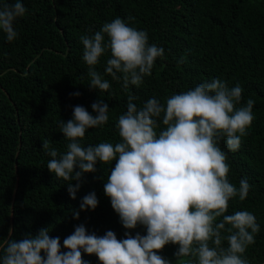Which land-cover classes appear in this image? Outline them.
Masks as SVG:
<instances>
[{
	"label": "trees",
	"instance_id": "16d2710c",
	"mask_svg": "<svg viewBox=\"0 0 264 264\" xmlns=\"http://www.w3.org/2000/svg\"><path fill=\"white\" fill-rule=\"evenodd\" d=\"M14 2L0 0V7ZM21 2L27 12L14 22L17 38L9 42L0 30V258L9 229H13L11 238L18 241L48 228L50 237L60 238L62 251H66L63 240L79 225L97 236L111 230L119 240L126 238V231L132 236L146 235L142 225L123 228L104 194L115 160L110 164L98 162L95 173H85L76 199H71L68 182L48 171L51 157L42 143L48 140L59 154L65 153L69 141L58 121L71 119L77 105L92 113L91 104L102 99L109 105V121L87 130L80 143L85 147L115 144L120 142L116 123L126 112L129 94L138 97V106L152 97L163 104L173 94L219 78L230 88L237 83L242 87L237 107L249 98L255 101L254 119L239 149L230 151L225 139L218 146L227 154L229 182L238 188L240 179L245 178L251 185L246 199H230L224 215L241 210L255 214L260 232L244 257L249 264H264V0ZM117 17L145 30L149 44L162 47L164 56L156 60L151 75L144 77L140 86L124 89L122 79L105 73L108 53L94 68L111 87L107 91L90 89L80 36L99 31ZM75 92L80 95L72 96ZM163 128L160 123L157 132ZM90 192L96 194L97 207L80 211L82 198ZM74 211L79 212L78 219L73 218ZM223 246L227 247L226 241ZM177 250V245L168 244L158 254L172 264H198L193 257H175ZM83 259L99 264L95 255L83 254Z\"/></svg>",
	"mask_w": 264,
	"mask_h": 264
},
{
	"label": "clouds",
	"instance_id": "9594fccd",
	"mask_svg": "<svg viewBox=\"0 0 264 264\" xmlns=\"http://www.w3.org/2000/svg\"><path fill=\"white\" fill-rule=\"evenodd\" d=\"M26 12L21 0L0 7V30L7 41L17 38L14 22ZM148 39L145 30L131 27L119 17L91 35H81L89 88L107 91L111 87L94 68L108 53L105 73L122 79L124 89L140 86L151 75L156 60L164 56V49L149 44ZM242 91L239 83L230 88L226 81L214 78L173 94L163 104L152 97L138 106V97L129 94L126 112L116 123L120 142L86 147L80 141L87 130L108 123L109 105L102 99L93 102L95 115L83 106L73 107L71 119L58 121L69 141L67 151L59 154L48 140L42 143L51 157L48 171L68 182L69 197L76 199L82 176L95 173L98 162L115 160L104 194L123 228L142 225L146 235L132 236L126 231V238L119 240L111 230L97 236L79 225L63 240L66 251H62L60 238L50 237L48 228L18 241L11 238L13 229H9L2 264H88L83 254L95 255L99 264H172L158 254L168 244L178 246L175 257H193L198 264H249L244 253L260 232L256 216L247 210L224 213L230 199L247 198L251 185L245 178L238 188L229 182L227 154L218 146L225 139L230 151L238 150L254 119L253 99L237 107ZM160 123L164 128L157 132ZM73 180L78 183L73 185ZM97 205L95 192H90L79 208L94 210ZM73 218H79L78 211Z\"/></svg>",
	"mask_w": 264,
	"mask_h": 264
}]
</instances>
